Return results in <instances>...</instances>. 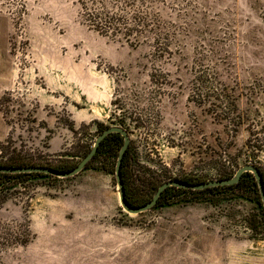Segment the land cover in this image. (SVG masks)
Returning <instances> with one entry per match:
<instances>
[{
  "label": "rangeland",
  "instance_id": "1",
  "mask_svg": "<svg viewBox=\"0 0 264 264\" xmlns=\"http://www.w3.org/2000/svg\"><path fill=\"white\" fill-rule=\"evenodd\" d=\"M25 1L19 18L0 0V57L8 40L16 72L15 89L0 98L10 126L0 161L76 165L117 126L130 135L147 199L176 178L264 168V153L247 148L254 131L264 137V0H154L165 54L152 36L136 44L90 29L77 0ZM206 71L235 99L237 129L192 99ZM115 162L104 153L69 179L13 180L0 206V264H264V209L253 190H171L170 203L130 214Z\"/></svg>",
  "mask_w": 264,
  "mask_h": 264
},
{
  "label": "trees",
  "instance_id": "2",
  "mask_svg": "<svg viewBox=\"0 0 264 264\" xmlns=\"http://www.w3.org/2000/svg\"><path fill=\"white\" fill-rule=\"evenodd\" d=\"M6 1H8V3L13 2V4L16 5V15L19 18H21L26 13L27 5L25 0ZM153 3L154 0H77V4L79 5L80 20L82 24L86 25L90 29L104 36H109L111 38L125 40L126 42L136 44L141 42V40L148 39L152 36L156 41L159 52H161L162 54L170 53L169 42L167 38L168 35L163 30L159 14L154 11ZM202 77L203 76H200V78L198 79L200 86L198 85L197 92L192 96V99L194 101H197L196 99H200V103H204L206 106H208V110L218 119L228 120L232 122L237 129L240 122L233 116V112L236 109L235 99L231 94L228 93L226 88H221L218 86V84L215 83V78L211 75L210 72L206 71L204 73V78ZM7 143H9V141H7ZM123 144L124 138L120 133H111L101 142L96 155L88 164L87 168H89L90 164L101 154H109L110 152L116 158V168L117 159ZM0 145L5 147L7 144H3L2 142H0ZM247 148L249 154L252 155H259L261 153H264V137H260L259 133L254 131L252 133V137L247 142ZM89 152L90 151H88L87 154ZM77 165L78 164H51L47 161L38 162L33 158H24L21 156L6 158L4 161H0V166L4 167L47 166L58 171H70ZM256 166H258V168L260 169L264 181V168L259 165ZM121 171L125 186V198L130 205L142 206L152 200L153 197L151 199H147L146 195L144 194V190H142L135 184L136 179L134 177V170L132 166L131 144L124 156ZM236 172L237 171L228 173L224 171L219 179L232 178ZM22 177H51L54 179H62L43 173L0 172V206L11 199L13 180ZM247 179H249V181H247ZM178 180H182L184 182H189L192 184L208 182L206 180H193L191 178ZM243 187L253 190L256 195V201L263 207L255 176L250 172H246L242 175L240 182L234 185L217 186L206 188L203 190L169 187L162 193L157 204L153 208L164 206L170 203V197L168 194L171 190L177 191L179 193L191 192L194 194H215L217 192L226 190H241ZM158 188H156V192ZM2 238L6 239L7 237L3 236ZM27 242L28 240L24 242L17 241L16 243L24 245Z\"/></svg>",
  "mask_w": 264,
  "mask_h": 264
},
{
  "label": "water",
  "instance_id": "3",
  "mask_svg": "<svg viewBox=\"0 0 264 264\" xmlns=\"http://www.w3.org/2000/svg\"><path fill=\"white\" fill-rule=\"evenodd\" d=\"M111 133H120L124 138V144L120 150L117 163H116L115 176L117 180V186L119 189V198H120L121 206L125 211H127L130 214H141L143 212L150 211L157 204L162 193L169 187L203 190L206 188L217 187V186L234 185L240 182L242 175L246 172H250L255 176V179L257 181V185L260 191L263 207H264L263 175L260 169L258 168V166L254 164H247V165L242 166L241 168L237 170V172L232 178H228V179L211 180L208 182H203V183H198V184H192V183L184 182L178 179L170 180L159 186L152 200H150L148 203L142 206L130 205L125 198V186H124V181H123L121 170H122L124 156L130 146L131 139H130L129 133L125 129L121 127H117V126L109 127L106 130H104L102 133H100L99 136L96 138L94 145L92 149L90 150V152L78 163V165L75 168H73L70 171H58V170H55L47 166H26V167L0 166V172L1 173H43V174L52 175V176L62 178V179L75 177L87 168L88 164L91 162V160L96 155L101 142Z\"/></svg>",
  "mask_w": 264,
  "mask_h": 264
},
{
  "label": "crops",
  "instance_id": "4",
  "mask_svg": "<svg viewBox=\"0 0 264 264\" xmlns=\"http://www.w3.org/2000/svg\"><path fill=\"white\" fill-rule=\"evenodd\" d=\"M6 38H8L6 36ZM6 51L9 52V43L7 40V48L5 54L0 57V98L7 92L13 91L16 87V72L11 65ZM10 135V126L6 121L2 110L0 109V141H4Z\"/></svg>",
  "mask_w": 264,
  "mask_h": 264
}]
</instances>
